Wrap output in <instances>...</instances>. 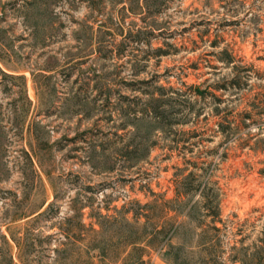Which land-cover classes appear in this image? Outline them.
<instances>
[{
    "label": "rangeland",
    "instance_id": "374dc122",
    "mask_svg": "<svg viewBox=\"0 0 264 264\" xmlns=\"http://www.w3.org/2000/svg\"><path fill=\"white\" fill-rule=\"evenodd\" d=\"M0 264H264V0H0Z\"/></svg>",
    "mask_w": 264,
    "mask_h": 264
}]
</instances>
